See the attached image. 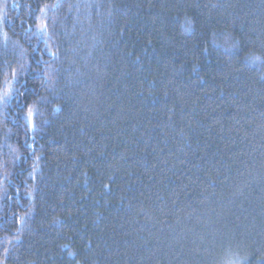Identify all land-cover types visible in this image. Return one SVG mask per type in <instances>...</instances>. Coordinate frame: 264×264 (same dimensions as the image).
<instances>
[{
    "label": "trees",
    "instance_id": "1",
    "mask_svg": "<svg viewBox=\"0 0 264 264\" xmlns=\"http://www.w3.org/2000/svg\"><path fill=\"white\" fill-rule=\"evenodd\" d=\"M0 260L264 264V0H0Z\"/></svg>",
    "mask_w": 264,
    "mask_h": 264
},
{
    "label": "snow or ice",
    "instance_id": "2",
    "mask_svg": "<svg viewBox=\"0 0 264 264\" xmlns=\"http://www.w3.org/2000/svg\"><path fill=\"white\" fill-rule=\"evenodd\" d=\"M45 7H47V5H45ZM43 11H44V8L41 9V12H43ZM38 27H40L41 29H43L45 27V25H39ZM28 115H29V118H31V110H29ZM5 251H7V249H5ZM0 264H3V261L2 260H0Z\"/></svg>",
    "mask_w": 264,
    "mask_h": 264
},
{
    "label": "bare ground",
    "instance_id": "3",
    "mask_svg": "<svg viewBox=\"0 0 264 264\" xmlns=\"http://www.w3.org/2000/svg\"><path fill=\"white\" fill-rule=\"evenodd\" d=\"M192 222V221H191Z\"/></svg>",
    "mask_w": 264,
    "mask_h": 264
}]
</instances>
